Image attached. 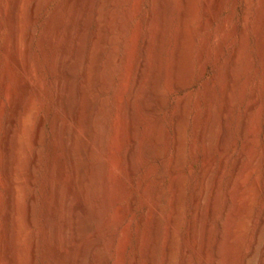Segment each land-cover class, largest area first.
<instances>
[{"label": "rangeland", "instance_id": "rangeland-1", "mask_svg": "<svg viewBox=\"0 0 264 264\" xmlns=\"http://www.w3.org/2000/svg\"><path fill=\"white\" fill-rule=\"evenodd\" d=\"M129 1L127 0L126 2H124L125 4H122L119 8L121 15L126 18L123 19V24L125 22L126 23L124 24V26L122 24V28L120 30H117V33L116 30L114 31L115 33L111 31L112 34L109 33L110 40L107 41L108 45L106 42V44L102 46V49L104 51L102 50L103 56L100 57L101 60L98 61V66L102 67L103 64H105L106 58L109 55V51L111 53L113 50L117 57V62L113 65V74L108 80V85L106 84L105 86L106 88L103 87V90H96L98 91V93L95 92V90L93 91V89L91 91L90 97L92 100H94L93 104L96 105L94 106V109L97 110L100 104H102L103 106L105 105V108L103 113L98 114L100 115L98 116V118H91V137H88V142H86L82 141V139H78L79 137L74 136L75 122L72 118L73 111L72 107L70 108V100H68L69 97L67 94L72 92L73 89V94L75 93L74 101L77 102L78 100V103L80 102L77 84L79 85V81L81 80L80 77L83 74L84 67L86 65L85 61H88L91 56L90 49L93 43L92 40L95 31L98 27L97 25L99 24V19H97V13L100 10L99 5H101L102 1L89 0L87 7L82 8L83 11L81 8H79L80 4L76 5L78 3V0L24 1L22 18H24L23 31L25 29V33L23 34H30L33 38L31 43V55L28 56L30 57V59H27L25 55L22 56L23 61H26V59L30 60L29 62H25L26 64L29 63L30 65L28 66L27 64V66L30 67L28 68L30 69L28 70V73L30 71V76L28 75L29 77L27 79L19 73V71L10 63L9 58L7 57L12 53V32L8 18V11H10V0H0V77L3 74L4 70L7 71L4 72L8 75L5 78V90H0V102H2L0 105V141L4 135L6 125L8 123L11 114L10 110L14 99H16L21 106L25 104L27 100L33 99L34 101H31L33 102L32 115L34 116H31V120L29 119L30 122L28 123V125L26 124L27 127L29 126V128H27V131L25 128V131L27 132L26 135L28 137L26 138L25 135L26 140L28 139V149L26 150L25 156L22 157V165H25H23L24 167L21 165L24 171V174L21 177H25V175H28V172L25 171L31 170V161L35 158L36 154L38 159L37 167L34 168L35 171L33 170V173H35V182L33 181V184L28 187H25V190H23L24 192H21V196H19V199L21 198L19 201V204H21L20 208L24 209V212H27L29 208V200L31 198L34 200H32V216L35 218L32 217L34 221L32 222V226H27L26 223H23L22 229L26 226L27 227L22 230V240H24L23 242L22 240H20L19 244V246L22 248V254L19 255V258L16 261L12 257L13 253H11L12 247L10 241H8L9 239L7 236L4 237L3 235L5 234L6 229H8L6 221V209H8V198L6 197L7 190L6 184L4 183L5 179L3 176L2 168H0V264H70L71 259L73 260L74 258L73 255L76 256L78 254L77 252H79V254L77 255V257H75V259H77L75 264H95V258L96 261L98 260V263L100 262L99 264H132V262L134 261H137L138 264H148V259L146 255L140 253L139 251V240H141V237H143L144 234L147 235L148 239H153L152 241L153 243H155L154 264H161L160 261L163 259L166 253L164 248H166L168 244L167 241H169L170 239L171 225L173 223L172 217L174 214L173 210L175 208V206H173V204L171 203V200L173 198V190L169 189V185L171 183L170 179L172 175L170 171L171 167L169 160H171L172 156L174 155V150L172 148V143L174 141V126L172 120H174L176 115H178V113L180 112L181 103L185 99L188 100L189 106L187 105V107H189V113L187 110L186 119L188 121L186 120L184 122V129L182 131L183 140L181 157H183L181 158V166L179 169L180 172L178 170L179 178L181 179L180 189H184L180 190L181 196L179 195L180 199L178 201L180 204L178 203L179 206L177 207L179 214L176 220L177 222L175 223L176 225L174 224V235L172 236V254L174 255V260L172 261V264H212V261L219 259L216 258L217 255L216 251L214 250H216V242H218L217 240H219V242H223L222 240L224 239V235L222 234V228L219 227H221L220 224H222L221 222H224L225 219L224 214L226 210L223 211V209L226 206H232V202L230 200V193L228 192L227 187L229 186L231 174L234 172V169L239 162L241 163L240 171L241 169L242 171L247 169V174H241L240 180L242 181V185L239 187L238 184L235 183L233 184V188L237 190L238 193L244 192L246 194V199H248L249 197L250 198L244 201V204H246L242 209L243 213H239V215H237L234 220V233L232 241L228 245L229 248L232 249L229 250L235 252H233L234 254L231 258L232 260L230 259L227 264H249L246 259H243L242 253L246 249L255 215L258 214V210L261 211V208H263L262 205L264 204V22H262L263 24L261 26V37L263 39L259 47V42L256 37L258 17L257 7H259L258 4L256 5V3L258 0H251L252 2H254L247 10L245 9V4L247 2L246 0H219L220 2H218L220 4V8L217 12L215 11L214 0L212 2V19L208 22L207 20H205L206 16L204 15L206 11L207 0H192L190 9L191 17L189 15L187 19V31L191 33L197 27V24L198 26L201 25L202 29L196 34L193 42L191 43L192 47H190V52L192 54L190 56L191 69L188 73L189 76L187 75L189 87L185 89H177L179 87H177V84L172 81L171 76L168 78V85L167 89L165 90L167 92H165L166 94L163 92V94L161 95L163 101L158 103L154 109V112H156L157 115L153 113L155 117L150 114V117H147L146 120L141 121L142 123L139 121L140 123H137L133 132L135 136L134 145H139L141 142L144 141L146 137V129H151V146H149V149L147 148V151H149L148 153L146 151L144 155V157L147 156L146 158L149 163L145 162L143 164L144 166L142 165L138 169V171L131 175L129 179L130 181L128 180L126 182H123L122 178H120V173L125 165L124 153L126 152L125 150H127L132 144L127 143V130L125 128H122L121 125H118V127H113L112 122L114 121L116 123L118 121L117 123L119 124L121 118V108L123 107V105L126 104L128 97H130V91L137 69L136 65H138L139 60L143 59L149 53V64L147 66L148 69L146 72L150 73V71H152L157 66L156 64L157 62H159L160 58L161 60H164L167 57L168 59H165L166 64L164 63V65H169L167 68L170 71V67L173 64V61H175V51H177L178 49L177 33L181 29V20L183 18L181 15L184 8V3L181 2L183 0H168V3H173V5L169 7V13L165 14L163 12V3H167L166 0H150L151 2H149V0H131L130 2ZM132 1H134L135 3ZM36 2L41 5V9L38 10L39 13H37L36 15V22H30L29 20L31 14V6L33 3ZM160 3H162L163 6ZM74 4L76 7L81 9L83 20L81 21L82 35L76 40L77 50H74L71 56V62L75 63L76 60L79 58L81 59V57L82 59L81 62L76 65L77 67H75L73 71H70L69 68H66L67 71H65L67 72L65 74L67 75L66 77L68 80V84L70 83L71 86H68V89L70 90H67V97H65L64 99L66 101L63 102L66 111L65 117L67 121L64 130V137L66 138L65 141H67L65 142L66 145L64 149L62 148V150L60 147L56 146V135H58L57 117L59 116V112L55 99L56 74L53 70V62L55 60V57H57L60 41L68 29V22L70 21L69 11L72 8V5ZM131 4L134 5L135 16L129 18V16L125 14H128L127 12L132 7ZM152 7L154 8V10H156L154 12V14L156 15V19L154 21H159L158 23L154 22V26H157L160 29H166L169 26L166 29L168 34L166 44L168 45H163L164 48H162L163 51H161L160 43H157V40L155 39L154 42L156 43L154 44V42L152 41L154 39L151 38V49L150 51L148 50L149 52L145 55V52L142 51V42L146 37L149 36L146 20L151 11L150 8ZM263 7L264 5H262V8ZM249 10L250 12H248ZM245 11L246 13L248 12V14H245ZM163 22L164 26H162ZM226 22L227 27L223 32L221 31L220 27ZM188 27L190 30H188ZM229 31H233V37L227 39L225 37L229 35ZM118 35H121V37L119 36L121 40L117 41L113 39L116 38L115 36L118 37ZM22 41V44L24 45L26 41L25 38H23ZM242 44L243 46H241ZM233 45L237 46V49L240 46V50L238 49V51H240V57L237 58L238 60L240 59V63L238 62V65L237 63V66L235 65L236 78L234 83L235 89L232 92L231 99L232 108L230 107L231 110L229 109V111H226L227 113L225 112V114L227 115V120L225 119V123L226 121L228 122L226 123L228 129L225 136L226 140L224 139L225 141H223L220 148L217 145V127L218 121L221 116L220 105L224 102L222 98L221 87H223L225 84V62ZM152 47L155 50L152 49ZM158 47H160V50L158 49ZM259 50H261L262 53H259ZM155 51L156 53H154ZM164 51L166 52L162 53ZM6 52H8L9 54L7 55ZM160 52L161 55H159ZM153 54H156L158 60L155 56H153ZM23 57H26V59H24ZM154 57L157 61H154ZM125 58H127V63L129 62L128 64L126 63V65L124 62ZM165 60L163 62H165ZM238 60H236V62ZM80 66L83 68V70ZM69 71L71 73H69ZM8 79H10L11 81ZM99 79H101L100 75ZM120 85L121 90L119 92V95H117L116 91ZM114 97L117 101H115ZM253 102H255L254 110L251 112L249 117L245 118L244 116H246V110L249 107L248 105L252 104ZM208 119L209 121L207 122ZM244 119L248 121H246V125L248 124V126L246 127L245 133L242 132V124ZM209 123L212 126L209 125V127L205 128L206 126H208ZM39 126H41V132H39V136L37 137ZM145 126L148 127L146 128ZM206 129H209L208 132H205ZM113 130H115L116 132L114 133ZM203 131L205 133L206 138H208L207 141L204 142L201 141L202 138H200L203 137ZM205 136L203 138H205ZM35 137L39 138L37 139L38 144L37 142L36 144L34 142ZM74 137L77 138V141H74ZM98 140H102L101 144L99 143V149H96L94 153L92 152L88 154L89 156L87 160L81 157V153L85 151L84 149H86V147L89 146L91 143H94V141ZM109 140L112 141L110 148L112 150L108 149V144H106ZM184 140L185 142H183ZM81 142L83 144H81ZM73 143L75 145L74 148ZM117 143L119 145H117ZM79 144H81L83 149ZM71 147L74 149L73 153L71 152ZM79 148L81 150H79ZM78 151L82 152L80 153ZM74 153L77 156H71V154L73 155ZM152 156L154 159L152 158ZM251 156H253V158ZM79 157H81L80 160ZM23 158L25 161L23 160ZM72 160L77 165L79 164V166L81 167L84 166V169H86L87 166L89 167V165L92 164L98 165L97 167H99V169L97 168L98 174L97 183L95 186L96 192L94 193L96 197L94 196V198L90 199L85 198L84 196L81 198V194H83V192H80V189L83 188V185H81L79 179L76 180V175H74L75 173L71 167L73 163ZM81 160L83 161L81 162ZM85 161L87 166L85 164ZM163 164H166V169L162 175V179L160 180V193L158 195V199L157 201H154L153 190L155 189L156 179L159 174V171L161 170L160 168L164 166ZM109 166L111 167L109 168ZM85 171L87 172V169ZM85 175H87V173H85ZM105 180H109L108 183L105 182ZM214 186H216V196L214 198L215 211L211 216L212 218L210 217L209 219V221H211L210 231L208 232V235H206L207 237H205L207 253L205 251L206 255L204 254V260L202 262H199V260H197L199 258H197V247L199 246L198 244L200 243L201 237V230H199L201 229L200 219H196L194 227L195 229L192 233L189 234L187 231V227L193 218L192 214L194 212V205L192 201H194L195 198L200 197L202 189L205 190L206 194L203 198L205 199L204 201H206L208 198V194ZM61 188L66 193V197H68L67 199L69 200L70 196L71 199L69 201H73L74 203L76 202V204L78 205V209L75 215H72V217L67 218L65 221H61L64 222L66 226L68 225L66 227L68 228V230L65 228L64 231L62 225L59 222H56L59 213L65 212L63 207V212L60 208L61 205L63 206L64 204H59L55 202L53 197L57 190L61 191ZM246 191L248 192L246 193ZM65 193L63 194L65 195ZM132 200H134V204H132ZM204 201L201 202L202 205L200 204L198 207L201 210L204 208ZM155 205L158 207L161 206L160 208L157 207V209H159L161 213L158 215L157 220L153 212V206ZM101 219L102 221H100ZM69 222L71 223V225ZM105 224L107 226H105ZM56 225L59 227H56ZM57 228H59V230H57ZM50 230H52V232ZM85 230H87L86 233L84 232ZM45 231L46 235H44ZM57 233L59 234V236H57ZM54 234H56V239L52 238ZM217 235L222 237L218 238L219 236ZM89 237L91 240L89 239ZM215 237L217 240H215ZM78 245L81 246V248ZM77 249H79L80 251L78 250L75 252V250ZM69 256L71 257V259ZM67 259L70 260L68 261Z\"/></svg>", "mask_w": 264, "mask_h": 264}, {"label": "bare ground", "instance_id": "bare-ground-1", "mask_svg": "<svg viewBox=\"0 0 264 264\" xmlns=\"http://www.w3.org/2000/svg\"><path fill=\"white\" fill-rule=\"evenodd\" d=\"M24 1L25 0H10V11L9 12V22H10V28H11V34H12V53L10 55H8L9 53H7V57L9 58V61L10 63L19 71V73L24 76L25 78L28 79V77L30 76L29 73H28V66L27 64L25 63L26 61H30V60H27L28 58L30 59V56L31 55V43H32V37L30 34H23L25 33V29L23 31V19L22 18L23 16V6H24ZM43 1V0H42ZM102 3L100 6V10L99 12L97 13V19H99V24L96 26V31H95V34L93 36V43L91 45V49H90V58L88 59V61L86 60V65L84 67V71H83V74L81 75V80L79 81V85L77 84L78 86V95H79V98H80V102L78 103V100L77 102L74 101L75 99V93L73 94V89H72V92H70L69 94H67V90H70L68 89V86L70 85V83L68 84V80H67V75L65 73V71H67L66 68H69L70 71H73L75 69V67H77L76 65L78 63L81 62V59H77L75 58L76 62L75 63H72L71 62V56L74 52V50H77L76 49V40L82 35V27H81V21L83 20L82 19V12H81V9L84 8V7H87V4L89 2V0H78V3L76 5H79V9L78 7L74 5H72V8L70 9L69 11V19L70 21L68 22L69 25H68V29L67 31L65 32L64 36L62 37L61 41H60V44H59V49H58V53H57V57H55V60H54V71H55V74H56V93H55V99H56V104H57V109H58V112H59V116L57 117L58 118V135H56L57 137V145L58 147H60L61 149L65 147L66 145V141H65V137H64V130H65V127H66V117H65V108H64V104L63 102L66 101L64 100L65 97H69L68 100H70V103L69 105L70 108L72 107V118L74 119V122H75V128H74V136L75 137H79L78 139H82V141H86L88 142V137H91V118H98V114H101L104 112V106L102 104L99 105V107L97 108V110L94 109V105L93 104V101L90 97L91 95V91L93 89V91L95 90V92L98 93V89H102L103 87L106 86L108 80L111 78L112 74H113V65L117 62V57L115 55V53L112 51L110 53L109 51V55L107 56L106 58V62L105 64H103V66H98V61L101 60L100 57L103 56L102 54V46L104 44H106V42L108 40H110V34H112L111 31H115L116 30V33H117V30H120L122 28V24H123V19H126L124 16L121 15V12H120V6L122 4H125L124 2H126L127 0H101ZM129 1V0H128ZM131 1V0H130ZM129 1V2H130ZM154 1V0H152ZM167 3H163L164 5V10L163 12L166 14V13H169V7H171V5H173V3L169 4L168 3V0H166ZM172 1V0H171ZM170 1V2H171ZM214 0H207V5H206V11H205V20L210 21L212 18H211V15H212V11H213V8H212V2ZM217 1V2H216ZM219 0H215V11L217 12L220 8V4L218 2ZM246 4H245V9H249V7L251 6V4H253V2L251 0H246ZM257 1V0H256ZM263 1L264 0H258L256 5L258 4L259 7H257V13H258V17H257V27H256V37H257V40L259 42V47H260V43L262 42V37H261V26H262V22H264V7L262 8V5L263 4ZM128 2V3H129ZM134 2V1H132ZM149 2H151L149 0ZM174 2V1H173ZM184 3V8H183V11H182V22H181V29L180 31H178V35H177V40H178V49H177V46H176V49L177 51L176 52V55H175V61H173V64H172V68L170 67V71L168 70V66H165L164 63L166 64V58L164 59L165 62H163L164 60H159V62H157V66L152 70L150 71V73L146 72L147 71V66L149 64V57H148V52L150 51L151 49V38H153L154 40H152L153 42L155 41V39L157 40V43H160L161 45V51L162 48H164V46H167L168 44L167 43V38H168V34H167V31L166 29L169 27H167L166 29H160L158 28L157 26H154V22H159V21H154L156 18V15L154 14V12L156 10H154V8H150L151 11L147 17V29L149 31V36L146 37L144 39V41L142 42L143 45H142V51L145 52L144 54L146 55L147 53V56H145L143 59L139 60L138 62V65L137 66V69H136V73H135V77H134V80H133V83H132V88H131V94H130V97H128V100L126 102L125 105H123V107L121 108V118H120V121H119V124L115 123L114 121L112 122V125L113 127L114 126H117L118 125H121L122 128H125L127 130V143L129 144H132L127 150H125L126 152L124 153L125 154V157H124V167L123 169L121 170V177L122 178V181L126 182L130 179L131 175H133L136 171H138V169L145 163V162H148L147 161V156L144 157L146 151H147V148L149 149V146H151V139H152V131L151 129H146V137L144 139L143 142H141L139 145H134L135 143V136H134V130H135V126L137 125V123L140 121H143V120H146L147 117H150L149 115L153 113L157 115L156 112H154V109L156 107V105L160 102L163 101V98L161 97V95L163 94V92H167L165 91L167 89V85H168V78L171 76V79L174 83L177 84V89H185L187 87H189V84H188V73L190 72V64H191V59H190V56L192 55L191 52H190V47H192L191 43L193 42L194 40V37L196 36V34L198 32H200V30L202 29V26H198L197 24V27L191 32L189 33L187 31V19L190 15V9H191V3H192V0H183L181 1ZM100 3V2H99ZM98 3V4H99ZM135 3V2H134ZM132 3V4H134ZM157 3V2H156ZM159 3V1H158ZM131 4V5H132ZM151 4V3H150ZM162 5V3H160ZM153 5V4H152ZM162 5V6H163ZM182 5V4H181ZM7 6V5H6ZM40 4L38 2L36 3H33L32 6H31V14H30V22H33L35 21L36 22V18H37V13H39V9L40 8ZM160 6V5H159ZM161 6V8H162ZM205 6V5H204ZM130 7V6H129ZM150 7V6H149ZM158 7V6H157ZM174 7V6H173ZM194 7V6H193ZM198 7V6H197ZM78 10H77V9ZM91 8V6H90ZM89 8V10H90ZM99 8V7H98ZM159 8V7H158ZM139 9V8H138ZM244 9V10H245ZM251 9V8H250ZM85 10V9H84ZM87 10V9H86ZM92 10V9H91ZM160 10V9H159ZM83 11V9H82ZM158 11V10H157ZM161 11V10H160ZM97 12V11H96ZM110 12V13H108ZM137 12V11H136ZM162 12V11H161ZM172 12V11H171ZM197 12V11H196ZM220 12V11H219ZM250 12V10L248 11ZM248 12L246 13L245 11V14H248ZM7 13V12H6ZM126 13V12H125ZM128 14H125L127 16L130 17H133L135 16L134 13V5H132V7L130 8V10L127 12ZM163 13V14H164ZM192 13V12H191ZM148 14V13H147ZM244 14V15H245ZM157 15H160V14H157ZM194 16V15H193ZM247 16V15H246ZM245 16V17H246ZM124 17V18H123ZM159 17V16H158ZM191 17V15H190ZM160 18V17H159ZM164 18V17H162ZM170 18V17H169ZM243 18V17H242ZM167 19V18H165ZM214 19V18H213ZM158 20V18H157ZM171 20V19H170ZM190 20V18H189ZM168 21V20H167ZM26 22V21H25ZM34 22V23H35ZM165 22V21H164ZM164 22L162 23V26H164ZM86 23V22H85ZM97 23V22H95ZM126 23V22H125ZM124 23V24H125ZM137 23V22H136ZM156 23V24H157ZM169 23V22H167ZM171 23V22H170ZM189 23V22H188ZM26 24V23H24ZM32 24V23H31ZM123 24V26H124ZM155 24V25H156ZM200 24V22H199ZM246 24V23H245ZM28 25V24H27ZM96 25V24H95ZM86 26V25H84ZM83 26V27H84ZM159 26V25H158ZM165 26H166V23H165ZM205 26V25H204ZM27 27V26H25ZM24 27V28H25ZM66 27V26H65ZM90 27V26H89ZM157 27V28H156ZM227 27V22L225 24H223L220 28H221V31H225ZM246 27V26H245ZM27 29V28H26ZM85 29V28H84ZM127 30V29H126ZM169 30V29H168ZM188 30L189 27H188ZM192 30V29H191ZM246 31V30H245ZM229 35H227V39L233 37V31H229ZM85 33V32H84ZM115 33V32H114ZM139 33V32H138ZM235 33V32H234ZM32 34V33H31ZM246 34V33H245ZM263 34V33H262ZM84 35V34H83ZM86 35V34H85ZM33 36V35H32ZM92 36V35H91ZM114 36V35H113ZM121 35H118L115 36L116 38H113L117 41L121 40ZM170 36V35H169ZM263 36V35H262ZM244 37V36H243ZM248 37V35H247ZM25 38V44L23 45L22 44V39ZM112 38V36H111ZM176 38V37H175ZM136 39V38H134ZM226 39V40H227ZM81 40V39H80ZM91 40V39H90ZM170 40V39H169ZM242 40V39H241ZM245 41V40H244ZM79 42V41H78ZM77 42V43H78ZM111 42V41H110ZM239 42V41H238ZM247 42V41H246ZM156 42H154L155 44ZM177 43V42H176ZM153 44V43H152ZM79 45V44H78ZM85 45V44H84ZM107 45H108V42H107ZM131 45V44H129ZM127 45V46H129ZM159 45V46H160ZM164 45V46H163ZM83 46V45H82ZM126 46V45H124ZM163 46V47H162ZM243 46V44L241 45ZM154 47V46H153ZM152 47V49H154ZM205 47V46H204ZM117 48V47H116ZM127 48V47H126ZM129 48V47H128ZM157 48V46H156ZM160 47H158L159 49ZM240 48V46L238 47V49ZM246 48V47H245ZM83 49V48H82ZM82 49H81V53H82ZM88 49V48H87ZM169 49V48H167ZM205 49V48H204ZM237 49V46L233 45L227 59H226V62H225V68H224V86L221 87L222 90V98H223V103L220 105V113H221V116H220V119L218 121V127H217V145L218 147L221 146V144L223 143V141H225V136H226V133H227V125L226 123H228L226 121L225 123V119L227 117V115L225 114L226 111H229L230 107L232 106V102H231V99H232V92L233 90L235 89L234 87V83H235V78H236V71H235V67L238 65V62L239 60L237 58H239V54H240V51H238ZM149 50V51H148ZM155 50V49H154ZM153 50V51H154ZM160 50V49H159ZM166 50V49H165ZM240 50V49H239ZM7 51V50H6ZM79 51V50H78ZM77 51V52H78ZM84 51V50H83ZM104 51V50H103ZM167 51V50H166ZM166 51L162 52V53H165ZM237 51H238V56H237ZM261 50H259V53H262V51L260 52ZM159 52V51H158ZM174 52V51H173ZM244 52V51H243ZM80 53V54H81ZM88 53V51H87ZM125 53V52H124ZM156 53V51L154 52ZM117 54V53H116ZM158 54V53H157ZM168 54V53H167ZM166 54V55H167ZM25 55L27 57L24 58L26 59V61H23L22 59V56ZM161 55V52L160 54ZM261 55V54H260ZM81 56V55H80ZM88 56V55H87ZM153 56H155L158 60V57L156 56V54ZM263 56V55H262ZM126 57V56H125ZM154 57V61L156 60ZM162 57V56H161ZM164 57V56H163ZM86 58V59H87ZM168 59V58H167ZM156 60V61H157ZM236 60H238L236 62ZM153 61V60H152ZM123 62V61H122ZM124 62H125V65L127 63V58L124 59ZM132 62V61H131ZM129 63V62H128ZM127 63V64H128ZM237 63V65H236ZM240 63V62H239ZM243 63V62H242ZM247 63V62H246ZM84 64V62H83ZM123 64V63H122ZM169 64V63H167ZM81 65V64H80ZM151 65V63H150ZM236 65V66H235ZM133 66V65H132ZM249 66V65H248ZM81 67V66H80ZM151 67V66H150ZM82 68V67H81ZM152 68V67H151ZM150 68V69H151ZM66 69V70H65ZM129 69V68H128ZM237 69V68H236ZM7 70V69H6ZM83 70V68H82ZM116 70V69H115ZM126 70V69H125ZM5 71V70H4ZM3 71V74L1 75L0 77V90L1 91H4L5 90V78L6 76H8L5 72ZM69 71V73H71ZM128 71V70H127ZM250 71V70H249ZM81 73V72H80ZM148 73V74H147ZM9 74V73H8ZM11 74V73H10ZM54 74V75H55ZM77 74V73H76ZM147 74V75H146ZM170 74V75H169ZM29 75V76H28ZM99 75L101 77V79H99ZM188 75V76H187ZM10 76V75H9ZM126 76V75H125ZM145 76V77H144ZM191 76V75H190ZM24 78V79H25ZM99 80H98V79ZM120 78V77H119ZM128 78V77H127ZM10 80V79H8ZM31 80V79H30ZM240 80V79H239ZM250 80V79H249ZM11 81V80H10ZM17 81V80H16ZM238 81V80H237ZM171 82V81H170ZM172 82V84H173ZM75 83V82H74ZM9 84V83H8ZM124 84V83H123ZM128 84V83H127ZM244 84V83H243ZM108 85V84H107ZM171 85V84H170ZM71 86V85H70ZM74 86V85H73ZM125 86V85H124ZM213 86V85H212ZM244 86V85H243ZM16 87V86H15ZM173 87V86H172ZM17 88V87H16ZM106 88V87H105ZM220 88V89H221ZM103 90V89H102ZM109 90V89H108ZM121 90V85L118 87L117 91H116V94L119 95V92ZM206 90V89H205ZM29 91V89H28ZM100 91V90H99ZM179 91V90H178ZM13 92V91H12ZM235 92V91H234ZM5 93V92H4ZM15 93V92H14ZM6 94V93H5ZM67 94V95H66ZM93 94V93H92ZM114 94V93H113ZM166 94V93H165ZM164 94V95H165ZM17 95V94H16ZM116 95V96H117ZM163 95V96H164ZM10 96V95H9ZM189 96V95H188ZM214 96V95H213ZM235 96V95H233ZM78 97V96H77ZM32 98V97H31ZM115 98V97H114ZM188 98V97H187ZM217 98V97H216ZM7 99V98H6ZM28 99V98H26ZM78 99V98H77ZM120 99V98H119ZM214 99V98H213ZM257 99V98H256ZM32 101H34L33 99H31ZM30 99L27 100L25 102V104H23L22 106L17 102L16 99H14V102L12 103V107H11V114H10V117H9V120H8V123L6 125V129H5V132H4V135L0 141V153H1V167L2 168V172H3V176H4V179H5V184H6V190H7V198H8V209H6V221H7V227L8 229H6L5 231V236L8 237V241H10L11 243V253H13L12 257L13 259L16 261L18 260L19 258V255H21L22 253V248L19 246L20 244V240H22L23 236V232L22 230H24V228H26L27 226H32V222L33 219H32V214H33V210H32V202L34 201L32 198L29 200L30 203H29V208L27 210V212H24L23 210L24 209H21L20 208V205L19 204L20 202V199H19V196H21V192L23 193L25 190L24 188L25 187H28L30 186L31 184H33V181L35 180V177H34V174L33 173L35 170L34 168L37 167V154L35 156V158L31 161V170L30 171H25V172H28V175L25 177H21L23 174H24V171H23V168L22 166L25 165L23 164L22 165V157L25 156V153H26V150L28 149L27 148V143H28V139L26 140L27 135H26V131H27V128H29V126L27 127L26 124L28 125V123L30 122V117L31 116H34L32 115L33 114V111H32V107H33V102L31 101ZM67 100V101H68ZM1 101V100H0ZM11 101V100H9ZM114 101V100H113ZM115 101L116 98H115ZM39 102V101H38ZM222 102V101H221ZM2 102H0V105H1ZM11 103V102H10ZM97 103V102H96ZM95 103V104H96ZM116 103V102H115ZM121 103V102H120ZM54 104V103H53ZM119 105V104H118ZM188 105V100L185 99L184 101H182L181 103V106H180V112L178 113V115H176V117L174 118L173 121V130H174V141L172 143V148L174 150V155L172 156V159L169 160L170 161V167H171V183H170V187L169 189H172L173 190V198L171 200V203L173 204V206H175L174 208V214H173V217H172V225H171V234H170V239L166 246V248H164L165 250V255L163 257V259L160 261L161 264L164 263V264H172V261L174 260V255L172 254V236L174 235V226L176 225L175 223L177 222V217H178V201L180 199V190H183V189H180V184H181V179L179 178V174H178V170L180 169V166H181V155H182V140H183V129H184V122L187 120V110H188V113H189V107H187ZM189 106V105H188ZM249 107L247 108L246 110V116H244L245 118L246 117H249L251 112L254 110V107H255V102H253L252 104L248 105ZM1 107V106H0ZM40 107V106H39ZM247 107V106H246ZM3 108V107H2ZM1 108V109H2ZM10 108V107H9ZM96 108V107H95ZM232 108V107H231ZM261 108V107H260ZM38 109V108H37ZM117 109V108H116ZM34 110V109H33ZM231 110V109H230ZM71 111V112H72ZM176 111V110H175ZM213 111V110H212ZM257 112V111H256ZM227 113V112H226ZM175 114V113H174ZM215 114V113H214ZM234 114V113H233ZM71 115V114H70ZM151 115V116H152ZM226 115V116H225ZM259 115V114H258ZM154 116V115H153ZM232 116V115H231ZM260 116V115H259ZM155 117V116H154ZM153 117V118H154ZM71 118V117H70ZM71 118V119H72ZM30 119V120H29ZM72 119V120H73ZM151 119V118H150ZM210 119V118H209ZM209 119L207 120V122L209 121ZM260 119V118H259ZM97 120V119H96ZM152 120V119H151ZM227 120V119H226ZM98 121V120H97ZM188 121V120H187ZM247 120L244 119L243 121V124H242V132L245 133L246 131V127L248 126V124L246 125V122ZM33 122V121H32ZM100 122V121H99ZM139 122V123H140ZM215 122V121H214ZM45 123V122H44ZM142 123V122H141ZM144 123V122H143ZM211 123V122H210ZM208 124V126H206L205 128L212 126L211 124ZM34 124V123H33ZM95 124V123H94ZM105 124V123H104ZM147 124V123H146ZM158 124V123H156ZM213 124V123H212ZM103 125V124H102ZM162 125V124H160ZM207 125V123H206ZM68 126V125H67ZM186 126V125H185ZM205 126V125H204ZM146 127V126H145ZM144 127V129H145ZM148 127V126H147ZM146 127V128H147ZM152 127V126H151ZM160 127V126H159ZM256 127V126H255ZM25 128H26V131H25ZM32 128V127H31ZM30 128V130H31ZM70 128V127H69ZM204 128V129H205ZM107 129V127H106ZM186 129V128H185ZM210 129V128H209ZM208 129V130H209ZM39 130V131H38ZM38 135L37 137L39 136V132H41V126H39V129H38ZM95 130V129H94ZM93 130V131H94ZM162 130V129H160ZM208 130L206 129L205 132H208ZM248 130V129H247ZM251 130V129H250ZM249 130V131H250ZM114 133L116 132L115 130H113ZM73 132V131H72ZM123 132V131H122ZM254 132V131H253ZM204 133V131H203ZM230 133V132H229ZM126 134V133H125ZM154 134V133H153ZM162 134V133H161ZM241 134V133H240ZM25 135H26V138H25ZM41 135V134H40ZM202 136L204 137L205 136V133L202 134ZM249 136V135H248ZM257 136V135H256ZM35 137V144L37 142V138ZM73 137V136H72ZM71 137V138H72ZM74 137V141H77ZM125 137V136H124ZM203 137H200L202 138L201 141H207L208 138H203ZM230 137V136H229ZM247 137V136H246ZM54 138V137H53ZM110 138V137H109ZM154 138V137H153ZM163 138V136H162ZM245 138V137H244ZM55 139V138H54ZM119 139V138H118ZM122 139V137H121ZM137 139V138H136ZM225 139V140H224ZM251 139V138H250ZM72 140V139H71ZM90 140V139H89ZM103 140V139H102ZM102 140H98V141H94V143H91L90 141V145L86 147V149H84L85 151L82 152V151H78V152H82L81 153V157H83L85 160H87L88 158V154L90 153H94L96 151V149H99V145L101 144V141ZM112 140V139H111ZM126 140V139H125ZM124 140V141H125ZM161 140V139H160ZM27 141V142H26ZM43 141V140H42ZM79 141V140H78ZM33 142V141H32ZM80 142V141H79ZM114 142V141H113ZM123 142V141H122ZM137 142V141H136ZM185 142V140L183 141ZM210 142V141H209ZM230 142V140H229ZM249 142V141H248ZM41 143V142H40ZM72 143V142H71ZM76 143V142H75ZM100 143V144H99ZM38 144V142H37ZM81 144H83L81 142ZM81 144H79L81 146ZM87 144V143H86ZM108 149L111 148V144H112V141H108ZM122 144V143H121ZM138 144V143H137ZM205 144V143H204ZM30 145V144H29ZM117 145H119L117 143ZM107 146V145H106ZM125 146V145H124ZM204 146V145H202ZM207 146V145H206ZM75 147L74 143H73V148ZM85 147V146H84ZM122 147V146H121ZM217 147V146H216ZM249 147V146H248ZM59 148V149H60ZM68 148V147H66ZM71 147V152L73 153L74 149ZM78 148V147H77ZM82 148V146H81ZM114 148V147H113ZM221 148V147H220ZM253 148V147H252ZM32 149V148H31ZM62 149V150H63ZM83 149V148H82ZM151 149V148H150ZM218 149V148H217ZM79 150H81L79 148ZM107 150V148H106ZM112 150V149H110ZM109 150V152H110ZM119 150V149H118ZM206 150V149H205ZM227 150V149H226ZM250 150V149H249ZM68 151V150H67ZM76 151V150H75ZM103 151V150H102ZM149 151V150H148ZM147 151V153H148ZM69 152V153H71ZM104 152V151H103ZM140 152V154H139ZM223 153V152H221ZM32 154V153H31ZM159 154V153H158ZM207 154V153H206ZM251 154V153H250ZM249 154V155H250ZM42 155V154H41ZM64 155V154H63ZM92 155V154H91ZM111 155V154H110ZM205 155V154H204ZM71 156H77L75 155V153ZM79 156V155H78ZM97 156V155H96ZM112 156V155H111ZM159 156V155H158ZM28 157V156H27ZM79 157V160L80 158ZM249 157V156H248ZM253 158V156H251ZM58 158V157H57ZM71 158V157H70ZM90 158V157H89ZM112 158V157H111ZM151 158V157H150ZM153 158V156H152ZM151 158V159H152ZM169 158V157H167ZM252 158H251V163H252ZM27 159V158H26ZM78 159V158H77ZM119 159V158H118ZM154 159V158H153ZM204 159V158H203ZM212 159V158H211ZM220 159V158H219ZM24 160V158H23ZM69 160V159H68ZM76 160V158H75ZM110 160V159H108ZM113 160V159H112ZM222 160V159H221ZM25 161V160H24ZM23 161V162H24ZM83 160H81L82 162ZM102 161V160H101ZM105 161V160H104ZM151 161V160H150ZM214 161V160H213ZM73 162V160H72ZM99 162V161H98ZM112 162V161H110ZM256 162V161H255ZM94 163V162H93ZM117 163V162H116ZM119 163V162H118ZM121 163V162H120ZM149 163V162H148ZM71 164V163H70ZM84 164V163H83ZM85 164H86V161H85ZM169 164V163H168ZM208 164V163H207ZM210 164V163H209ZM249 164V163H247ZM22 165V166H21ZM66 165V164H65ZM114 165V164H113ZM164 165V164H163ZM211 165V164H210ZM241 163L239 162L237 164V166L235 167L234 169V172L231 174V178L229 180V186L227 184V188H228V192L230 193V200H231V204L232 206H226L223 211H225V219H224V222H221L222 224L221 227L219 228H222V234L224 235V239H220L222 240L223 242H219V240L216 239L215 237V240H217L218 242H216V255L217 257L216 258H219V259H216L214 261H212V264H227L229 262V260L233 257V252L235 251H231L232 249L229 248V245L230 242L232 241V237H233V233H234V229H233V224H234V220L235 218L237 217V215H239V213L241 214L242 212V209L244 207V201L245 200H248L246 199V194L243 192H239L237 190H235L233 187V184L237 183L238 186L240 187L242 185V181L240 180V175H246L247 174V169L246 170H243L241 169L240 171V166ZM256 165V164H255ZM55 166V165H54ZM87 166V164H86ZM85 166V168H86ZM98 165H89V167L87 166V172L85 171L86 169H84V166L81 167L79 166V164L77 165L75 162L72 163V170L74 171V175H76V180L79 179L81 185H83V188H81L80 192H83V194H81V198L85 196V198H94L95 196V186H96V183H97V168L99 169V167H97ZM144 166V165H143ZM169 166V165H168ZM183 166V165H182ZM24 167V166H23ZM40 167V166H39ZM111 166H109L110 168ZM113 167V166H112ZM214 167V166H213ZM22 168V170H21ZM121 168V166H120ZM168 168V167H167ZM211 168V167H210ZM248 168V167H247ZM55 169V168H54ZM161 170L159 171V174L157 176V179H156V183H155V189L153 190L154 191V201H157L158 199V195L160 193V180L162 179V175L166 169V164L160 168ZM169 169V168H168ZM206 169V168H205ZM34 170V171H33ZM113 170V169H112ZM207 170V169H206ZM251 170V169H250ZM68 171V169H67ZM72 171V172H73ZM208 171V170H207ZM54 172V171H53ZM180 172V170H179ZM85 173H87V175H85ZM111 173V172H110ZM109 173V174H110ZM210 174V173H209ZM220 174V173H219ZM57 175V174H56ZM73 175V174H72ZM67 176V175H66ZM78 176V178H77ZM250 176V175H249ZM249 178V177H248ZM217 179V178H216ZM246 179V178H245ZM112 180V179H111ZM185 180V179H184ZM66 181V180H65ZM109 180H105V182L108 183ZM130 181V180H129ZM35 182V181H34ZM78 182V181H77ZM103 182V181H102ZM117 182V181H116ZM207 182V181H206ZM2 183V182H1ZM110 183V182H109ZM244 183V182H243ZM54 184V183H53ZM76 184V183H75ZM74 184V185H75ZM105 184V183H104ZM169 184V183H168ZM184 184V183H183ZM110 185V184H109ZM208 185V184H207ZM214 185V184H213ZM74 187V186H73ZM107 187V186H106ZM115 187V186H114ZM117 187H120V186H117ZM147 187V186H146ZM101 188V187H100ZM245 188V187H244ZM243 188V189H244ZM118 189V188H117ZM116 189V190H117ZM153 189V188H152ZM238 189V188H237ZM242 189V190H243ZM249 189V188H248ZM74 190V189H73ZM101 190V189H100ZM115 190V191H116ZM147 190V189H146ZM145 190V191H146ZM56 191V190H55ZM54 191V192H55ZM61 191L63 193H65L62 188H61ZM60 190L56 191L55 194L53 195L54 197V201L59 203V204H64L63 206L61 205V209H62V212H63V208L65 210V212L63 213H59V216H58V219L56 220V222H59L61 225H62V228L63 231L65 230V228L68 226L65 225L64 222H61V221H65L67 218H70L72 217V215H75L76 211H77V204L76 202L74 203L73 201H69L71 199V197L69 196V200L67 199L68 197H66V193L65 195L61 192ZM98 191V190H97ZM104 191V190H103ZM227 191V190H226ZM67 192V191H66ZM248 191H246L247 193ZM254 192V191H252ZM264 192V190H263ZM68 193V192H67ZM79 194V193H78ZM205 190L202 189L201 190V193H200V197L199 198H195L194 201H192L193 205H194V212H193V218L192 220L190 221L189 225H188V233H192L193 230L195 229V221L196 219H200V222H201V230L199 233L201 234L200 236V243L198 244L199 246L197 247L198 250H197V260H199V262H202L204 260V254H205V251H206V241H205V237H207L206 235H208V232L210 231V223L211 221H209L210 217L213 215L214 213V198L216 196V186L213 187V189L210 191V193L208 194V198L206 201H204L205 199L203 197H205ZM100 195V194H99ZM180 195V196H179ZM252 195V194H251ZM250 195V196H251ZM196 196V195H195ZM219 196V195H218ZM96 197V196H95ZM111 197V196H110ZM113 197V196H112ZM248 197V196H247ZM6 198V199H7ZM36 199V198H35ZM133 199V198H132ZM136 199V198H135ZM33 200V201H32ZM74 200V199H72ZM96 200V199H95ZM77 201V200H75ZM204 201V208L201 210L199 209V205L201 204V202ZM24 202V201H23ZM71 202V203H70ZM91 202V201H90ZM148 202V201H147ZM170 202V201H169ZM168 202V203H169ZM218 202V201H217ZM7 204V203H6ZM49 204V203H48ZM58 204V205H59ZM79 204V203H78ZM95 204V203H94ZM132 204H134V200H132ZM155 204V203H154ZM180 204V203H179ZM93 205V204H92ZM157 205V204H156ZM153 206V212H154V215L156 216V220L158 219V215L161 214L159 209H157L158 206ZM202 205V204H201ZM230 205V204H228ZM60 206V205H59ZM98 206V205H96ZM133 206V205H132ZM263 208H261V211L258 210V214L255 215V218L253 220V224H252V229L250 231V235H249V238H248V243H247V246H246V249L243 251L242 253V257L243 259L249 263V264H264V204L262 205ZM63 207V208H62ZM131 207V206H130ZM161 207V206H160ZM158 207V208H160ZM23 208V207H22ZM171 208V207H170ZM59 209V210H61ZM82 209V208H80ZM96 209V208H95ZM183 209V208H182ZM35 211V210H34ZM171 211V210H170ZM246 211V209H245ZM260 211V212H259ZM36 212V211H35ZM96 212V211H95ZM115 212V211H114ZM118 212V211H117ZM152 212V213H153ZM49 213V212H48ZM94 213V212H93ZM148 213V212H147ZM181 213V212H180ZM243 213V212H242ZM50 214V213H49ZM63 214V215H62ZM79 214V213H78ZM105 214V213H104ZM153 215V214H152ZM150 216V215H148ZM243 216V215H242ZM116 217V216H115ZM118 217V216H117ZM122 217V216H121ZM119 217V218H121ZM170 217V216H169ZM35 218V217H33ZM114 218V217H113ZM212 218V217H211ZM86 219V218H85ZM108 219V218H106ZM112 219V218H111ZM149 219V218H148ZM154 219V218H153ZM171 219V218H170ZM69 220V219H68ZM67 220V221H68ZM78 220V219H77ZM105 220V219H104ZM116 220V219H115ZM180 220V219H179ZM222 220V219H221ZM102 221V219L100 220ZM112 221V220H111ZM162 221V220H161ZM188 221V222H189ZM218 221V219H217ZM54 222V223H56ZM107 222V221H106ZM23 223L25 224L26 223V227H24L22 229V226H23ZM70 223V222H69ZM68 223V224H69ZM83 223V222H82ZM81 223V225H82ZM155 223V222H154ZM87 224V223H86ZM101 224V223H100ZM108 224V223H107ZM158 224V222H157ZM175 224V225H174ZM71 225V223H70ZM84 225V224H83ZM102 225V224H101ZM49 226V225H48ZM87 226V225H86ZM90 226V225H89ZM100 226V225H99ZM105 226H107L105 224ZM153 226V225H151ZM166 226V225H165ZM180 226V225H178ZM56 227H59L56 225ZM167 227V226H166ZM236 227V226H235ZM53 228V227H52ZM126 228V227H125ZM159 228V226H158ZM170 228V227H169ZM238 228V227H237ZM1 229V228H0ZM55 229V227H54ZM68 230V228H66ZM72 229V228H71ZM109 229V227H108ZM5 230V229H4ZM53 230V229H52ZM52 230H50L52 232ZM57 230H59V228H57ZM56 230V231H57ZM66 230V232H67ZM144 230V229H143ZM157 230V229H156ZM178 230H179V227H178ZM55 231V232H56ZM62 231V229H61ZM70 231V230H69ZM104 231V230H103ZM167 231V230H166ZM30 232V231H29ZM54 232V233H55ZM65 232V233H66ZM85 233L87 232V230L84 231ZM114 232V231H113ZM145 232V231H143ZM59 233V231H58ZM57 233V236H59V234ZM100 233H103V232H100ZM124 233V232H123ZM126 233V232H125ZM170 233V232H169ZM198 233V234H199ZM74 234V233H73ZM95 234V233H94ZM98 234V233H97ZM188 234V235H189ZM218 234V233H217ZM44 235H46V231L44 233ZM53 235V234H52ZM56 234H54V236L52 237L53 239L56 237L55 236ZM69 235V233H68ZM79 235V234H78ZM2 236V235H1ZM62 236V235H61ZM195 236V235H194ZM219 236V235H217ZM3 237V238H4ZM25 237V236H24ZM51 237V236H50ZM68 237V236H66ZM176 237V236H175ZM222 236H219L218 238H220ZM2 238V237H1ZM70 238V237H68ZM72 238V237H71ZM92 238V237H91ZM56 239V238H55ZM75 239V238H74ZM90 239V237H89ZM93 239V238H92ZM110 239V238H109ZM151 238L148 239L147 235L144 234L143 237H141V240L140 241V244H139V251L140 253L146 255L147 259H148V264H154V245L155 243H153V239L150 240ZM177 239V238H176ZM208 239V238H207ZM7 240V238H6ZM24 240V239H23ZM22 240V242H23ZM64 240V239H63ZM66 240V239H65ZM71 240V239H70ZM91 240V239H90ZM89 240V241H90ZM94 240V239H93ZM157 240V239H156ZM175 241V240H174ZM21 242V243H22ZM91 242V241H90ZM89 242V243H90ZM125 242V241H124ZM166 242V243H167ZM66 243V242H65ZM112 243V242H111ZM191 243V242H190ZM193 243V241H192ZM6 244V243H4ZM64 244V243H63ZM75 244V243H73ZM188 244V243H187ZM232 245V244H231ZM60 246V245H59ZM79 246V245H78ZM86 246V245H85ZM108 246V245H106ZM197 246V245H196ZM228 246V247H227ZM21 249H20V248ZM81 248V246H79ZM111 247V246H110ZM123 247V246H122ZM6 248V246H5ZM208 248V246H207ZM24 249V248H23ZM231 249V250H229ZM234 249V248H233ZM61 250V249H60ZM79 249L75 250L78 251ZM24 251V250H23ZM80 251V250H79ZM84 251V250H83ZM121 251V250H120ZM239 251V250H238ZM32 252V251H31ZM97 252V251H96ZM100 252V251H99ZM117 252V251H116ZM195 252V251H194ZM3 253V252H2ZM79 254V252H77ZM76 253V254H77ZM207 253V251H206ZM77 254V255H78ZM97 254V253H96ZM118 254V253H117ZM141 254V255H142ZM187 254V253H186ZM77 255H73L72 258L73 260L71 259V262L70 264H75L76 260L75 257H77ZM176 255V254H175ZM206 255V254H205ZM208 255V254H207ZM100 256V255H99ZM118 256V255H117ZM49 257V256H48ZM235 257V256H234ZM240 257V256H239ZM67 258V257H66ZM21 259V258H20ZM23 259V258H22ZM69 259V260H70ZM75 259V260H74ZM119 259V258H118ZM136 259V258H135ZM138 259V258H137ZM213 259V258H212ZM211 259V260H212ZM215 259V258H214ZM68 260V259H67ZM68 260V261H69ZM208 260V259H207ZM232 260V259H231ZM22 261V260H21ZM87 261V260H86ZM95 264H99L98 263V260L96 261V258H95ZM100 261V260H99ZM19 262V261H18ZM107 262V261H106ZM21 263V262H20ZM93 263V262H92ZM119 263V262H118ZM7 264V263H6ZM69 264V263H68ZM131 264V263H130ZM132 264H138L137 261H134L132 262Z\"/></svg>", "mask_w": 264, "mask_h": 264}]
</instances>
